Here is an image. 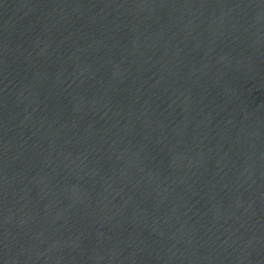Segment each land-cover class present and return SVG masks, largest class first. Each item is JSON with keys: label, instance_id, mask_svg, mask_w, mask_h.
Wrapping results in <instances>:
<instances>
[{"label": "water", "instance_id": "water-1", "mask_svg": "<svg viewBox=\"0 0 264 264\" xmlns=\"http://www.w3.org/2000/svg\"><path fill=\"white\" fill-rule=\"evenodd\" d=\"M0 264H264V0H0Z\"/></svg>", "mask_w": 264, "mask_h": 264}]
</instances>
